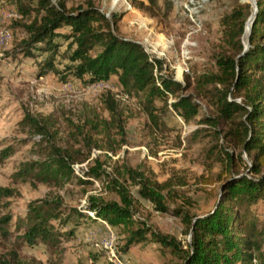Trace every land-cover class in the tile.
<instances>
[{
    "label": "trees",
    "instance_id": "trees-1",
    "mask_svg": "<svg viewBox=\"0 0 264 264\" xmlns=\"http://www.w3.org/2000/svg\"><path fill=\"white\" fill-rule=\"evenodd\" d=\"M4 1L13 3L22 18L30 19L33 15L34 20L25 27L28 36L22 51L30 56L36 45H43L41 50L49 53L39 77L49 71L59 74L53 62L60 46L57 40L63 39L67 43L69 62L65 69L85 85L108 82L115 77L121 92L139 101L148 121L155 127H159L158 117L167 108L168 95L173 98L170 109L184 123L196 117L201 100H204L214 112L210 116L203 115L198 123L220 128L219 131H223L221 139L238 150L233 154L224 149L227 153L218 174L223 179L210 210L201 215L184 207L169 209L163 205V193H171L172 180L157 182L138 168L124 169L125 181L137 186L141 199L150 203L156 212L179 220L183 233L189 236L184 246L134 220L132 200L118 173L110 179L108 187L117 200L89 196L85 211L65 207L61 197L56 195L31 201L25 217L17 224L16 229L23 230L18 239L30 246L40 243L56 249L63 238L74 234L81 219L88 218L86 213L91 212L93 221H104L109 227H120L126 233L124 251L148 241L168 251L177 264H264V228L252 209L257 202L264 203V0H253L256 13L245 40L246 49H243L242 37L251 6L236 5L223 18L221 34L225 48L215 57V71L197 76L192 85L186 76L182 83L172 81L166 73L156 79L153 72L162 69V62L150 57L138 42L116 35L117 17L112 14L107 18L90 2L68 10L64 0H57V3L56 0ZM162 1L163 10L159 0H132L131 5L152 18L169 11L167 0ZM63 29L68 32L63 34ZM103 102L110 122L120 130L111 95L107 94ZM21 125L40 138L41 147L36 160L23 163L12 174L14 184L28 182L33 186L61 188L74 179L80 185L87 183L88 180L75 176L74 166L89 158L90 145L78 149L57 145L55 136L49 132L47 119L28 113ZM14 152L12 147L3 149L0 163ZM83 174L92 180H109L97 159ZM176 184L182 186L184 183L177 180ZM15 194L14 189L0 187V209L5 208ZM185 204L191 207L188 200ZM10 221L8 214L0 216V238L10 235ZM70 222L74 227L63 231ZM35 263L21 261L13 251L0 257V264Z\"/></svg>",
    "mask_w": 264,
    "mask_h": 264
},
{
    "label": "rangeland",
    "instance_id": "rangeland-1",
    "mask_svg": "<svg viewBox=\"0 0 264 264\" xmlns=\"http://www.w3.org/2000/svg\"><path fill=\"white\" fill-rule=\"evenodd\" d=\"M111 1L64 0L68 10L90 2L108 18L115 15L118 20L116 35L139 41L143 48L151 45L158 51L162 50L166 75L173 77L174 69L179 64L182 40L190 28L183 11L186 0H167L169 11L152 18L133 8L132 0H125L126 3L118 1L115 6ZM194 1L196 9L193 19L199 31L191 34L193 46L188 48L186 60L188 73H184L180 81L182 83L186 76L191 85L197 76L215 71V57L225 48L221 34L223 18L236 5L247 4L250 0H243L247 3L241 0ZM158 4L163 10V1L159 0ZM251 8V14L246 19V31L244 26L243 44L252 20ZM33 20V15L30 19L22 18L13 3L0 0V30L9 33L6 41L0 40V155L5 148L15 150L11 157L0 163V187L16 191L15 197L8 200V205L0 209V216L8 214L11 217L8 228L10 235L6 239L0 238V257L13 251L21 261H35V264H110L107 250L103 247L107 238L106 229L101 222L93 221L88 213V218L80 220L74 234L63 238L56 249L40 243L27 245L18 239L23 230L16 227L25 217L28 204L45 197L60 196L65 207L82 211H85L83 209L89 196L116 201L117 198L108 188L110 179L117 176L116 173L121 174L120 181L132 200L134 220L145 223L155 233L171 237L184 246L188 236L183 233L179 220L156 212L150 203L141 199L137 186L125 181L124 169L138 168L157 182L172 180L170 195H165L166 191L163 193L165 207H184L196 215L208 212L223 179L218 174L227 153L224 149L233 154L238 152L221 139L223 131H219L220 128L198 123L203 115L213 114V108L200 99L202 105L196 117L184 123L187 129L183 136L181 124L176 119L178 115L168 108L160 113L159 127H155L148 121L135 97L126 95L127 98L122 99L125 94L121 92L115 77L95 87L96 83L87 86L67 72V43L63 39L57 40L60 46L53 62L59 74L49 71L39 77L40 68L49 53L41 50L43 45H36L30 56L22 51L23 42L28 36L25 27ZM61 32L66 34L68 29ZM107 94L112 97L120 130L114 128L113 121L110 122L103 102ZM155 105L160 107L157 102ZM26 113L47 119L49 132L55 136L57 145L74 149L90 145L89 158L74 166L75 176L88 180L86 184L80 185L75 179L61 188L42 184L33 186L28 182L13 183L12 174L23 163L36 160L40 154V138L21 125ZM79 131L82 135H79ZM242 158L245 160L244 155ZM95 159L102 165L109 180H92L83 174L94 166ZM177 180H182L184 184L177 185ZM186 200L191 207L185 204ZM252 209L259 225L264 228V203L259 201ZM73 227L70 222L63 231ZM111 230L116 237L118 255L123 256L128 264H177L168 251L148 241L124 251L126 233L120 227Z\"/></svg>",
    "mask_w": 264,
    "mask_h": 264
},
{
    "label": "built area",
    "instance_id": "built-area-1",
    "mask_svg": "<svg viewBox=\"0 0 264 264\" xmlns=\"http://www.w3.org/2000/svg\"><path fill=\"white\" fill-rule=\"evenodd\" d=\"M118 1H122L123 3H126L125 0H112L111 2L114 4V6L117 4ZM113 6V7H114ZM195 1L194 0H186V3L183 5V11L185 16H187V19L190 23V28L189 31L185 34L181 46H180V50H179V64H177V67H175L174 69V74L173 77H171L172 81L178 82L180 83L182 76L185 74H187V68H186V60L188 59V48L193 46V42L190 40L191 38V34L196 33L199 31V27L196 25L195 20L193 19V15L195 13ZM127 8H129V6L127 5ZM106 17L108 18V15H106ZM9 38V33L6 30H0V40L2 41H6ZM146 53L156 59V60H160L162 62L161 65V70L160 71H156L154 70L153 74L154 77L157 79L158 76H164L166 73L165 70V65L163 63V60L165 59V54L162 50L158 51L155 48H153L151 45L147 47L143 48ZM103 83L99 82L95 84V87H99L102 86ZM127 96L124 95L123 96V100L126 99ZM173 98H171V96L168 95L167 98V108L169 110V104L170 102H172ZM176 119L180 122L181 124V128H182V136L184 135V131L186 128V125L184 124V122L182 121V119L178 116H176ZM183 138V137H182ZM183 142V141H182ZM88 215L90 216L91 219H94V214L91 212H88ZM99 222H101L104 226V228L106 229V233H107V238L106 241L103 243V247L104 249L107 250V260L109 261L110 264H128L127 260H125V258L123 256H119L118 252L116 250V237L114 236L111 228L109 227V225L101 220H97ZM254 264V262H253Z\"/></svg>",
    "mask_w": 264,
    "mask_h": 264
},
{
    "label": "water",
    "instance_id": "water-1",
    "mask_svg": "<svg viewBox=\"0 0 264 264\" xmlns=\"http://www.w3.org/2000/svg\"><path fill=\"white\" fill-rule=\"evenodd\" d=\"M241 2H243V3H247V2H244L243 0H241ZM247 4H249V6H251L250 3H247ZM252 7H253V12H252V20H251L250 26H251V24H252V22H253V19H254V17H255V13H256V7H255V3H254V1H253V4H252ZM249 29H250V27H249ZM249 29H248V31H247L246 37H248V35H249ZM246 47H247V42L245 43L243 49H246ZM190 232H191V231H190ZM190 232H189V233H190ZM188 239H189V236H188Z\"/></svg>",
    "mask_w": 264,
    "mask_h": 264
},
{
    "label": "bare ground",
    "instance_id": "bare-ground-1",
    "mask_svg": "<svg viewBox=\"0 0 264 264\" xmlns=\"http://www.w3.org/2000/svg\"><path fill=\"white\" fill-rule=\"evenodd\" d=\"M248 3H250V5L253 4V0H250ZM250 18L252 19V16ZM250 23H251V21H250Z\"/></svg>",
    "mask_w": 264,
    "mask_h": 264
},
{
    "label": "crops",
    "instance_id": "crops-1",
    "mask_svg": "<svg viewBox=\"0 0 264 264\" xmlns=\"http://www.w3.org/2000/svg\"><path fill=\"white\" fill-rule=\"evenodd\" d=\"M124 38H126V37H124ZM137 42H139V41H137ZM109 80H110V78H109Z\"/></svg>",
    "mask_w": 264,
    "mask_h": 264
}]
</instances>
